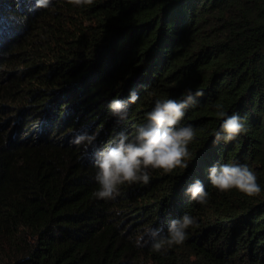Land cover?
Here are the masks:
<instances>
[{"label":"trees","instance_id":"1","mask_svg":"<svg viewBox=\"0 0 264 264\" xmlns=\"http://www.w3.org/2000/svg\"><path fill=\"white\" fill-rule=\"evenodd\" d=\"M0 0V264H264V0ZM203 92L186 169H149L150 182L93 197L95 152L146 123L156 99ZM139 99L119 121L111 99ZM238 113L247 132L213 143ZM96 133L93 146L72 143ZM247 165L261 192H219L208 169ZM195 179L207 205L185 195ZM196 218L182 245L154 252L135 241Z\"/></svg>","mask_w":264,"mask_h":264},{"label":"clouds","instance_id":"2","mask_svg":"<svg viewBox=\"0 0 264 264\" xmlns=\"http://www.w3.org/2000/svg\"><path fill=\"white\" fill-rule=\"evenodd\" d=\"M51 0H36V9H47ZM76 6L90 5L93 0H68ZM203 92L186 90L181 99H156L153 107L145 114L146 123L135 126L131 134L121 131L108 140L95 152L94 177L98 190L92 193L96 199L111 201L120 195L119 186L124 184L150 182L149 169H161L171 173L174 169H186L185 158L189 156L188 145L195 137L191 125L179 126L188 108L197 103V97ZM139 96L135 91L127 100L113 98L108 104L111 114L119 121L128 118V106L135 104ZM215 115L222 120L214 134L213 143H227L236 140L247 132L245 119L238 113L227 115L222 104L215 105ZM96 133L75 135L72 143L89 146L96 141ZM208 180L219 192L236 189L247 197L260 194L256 174L247 165H213L208 170ZM185 195L199 205H207L209 193L201 180L195 179L185 189ZM198 227L196 218L185 213L181 218L172 220L167 228V235H161L160 228H146L137 237V247L149 246L154 252L166 251L176 245H182L188 238V229Z\"/></svg>","mask_w":264,"mask_h":264}]
</instances>
